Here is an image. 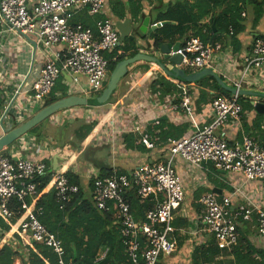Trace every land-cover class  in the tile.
<instances>
[{
    "label": "built area",
    "instance_id": "obj_1",
    "mask_svg": "<svg viewBox=\"0 0 264 264\" xmlns=\"http://www.w3.org/2000/svg\"><path fill=\"white\" fill-rule=\"evenodd\" d=\"M106 8L107 0H0V38L5 33H20L31 37L36 47L48 53L26 101L23 105L14 101L15 104L3 116L2 122L9 117L13 121V125L5 127L7 131L43 108L44 100L60 77L68 76L70 84L81 88V92L88 96L102 90L108 75L103 55L114 51L119 43L114 22L106 17ZM80 14L100 17L96 22V33L74 22ZM157 25L158 28L162 26L161 22L152 24L154 27ZM220 50L219 44L204 45L199 39L190 38L177 54L182 56L181 66L198 71L211 69L213 56ZM263 69L264 37L252 42L251 51L244 58L240 81L234 87L241 89L243 78L249 71ZM179 89L182 102L171 109H180L190 115L188 88L181 86ZM17 92L13 95L17 96ZM211 109L210 124L197 128L189 136L179 140L168 138L164 145L161 144L164 147L163 161L143 163L127 175L112 171L104 178L89 176L88 180L93 178L92 201L102 212L112 210L122 244L133 264H160L162 259L176 251V242L170 238L174 233L172 223L175 212L184 202V190L174 166L176 158L195 170L209 164L219 172L240 174L245 183H264V147L248 137L231 145L220 133L230 121L240 122L242 109L238 96L214 98ZM132 131L140 135V143L146 149L154 148L151 136L143 133L139 126H134ZM23 144L17 141L15 151L25 146L27 151L41 152L43 147H47L32 137ZM46 168L42 161L16 158L9 152L0 154V218L8 221L13 217L8 204L15 199L25 214L18 233L23 246L33 243L46 246L56 255L57 264H73L65 262L61 242L37 220L26 202L27 198L35 199L36 179L45 174ZM53 177L58 202L67 201L69 194L77 192V187L68 181L64 173L55 172ZM131 189H135L139 200L149 199L152 203L142 221H136L131 213L127 200ZM241 189L237 187L232 195L220 199L208 193L199 200L202 211L198 226L212 237L219 250L231 251L236 246V229L240 221L250 222L252 215L257 224L256 236L264 238V206L246 198L245 202L236 203L234 198L243 196ZM104 255L105 252L100 253L98 260Z\"/></svg>",
    "mask_w": 264,
    "mask_h": 264
},
{
    "label": "crops",
    "instance_id": "obj_2",
    "mask_svg": "<svg viewBox=\"0 0 264 264\" xmlns=\"http://www.w3.org/2000/svg\"><path fill=\"white\" fill-rule=\"evenodd\" d=\"M112 1L107 0L106 17L110 18L114 24L129 19L131 24L135 26L131 33L134 40L124 39L121 46H119L118 54H123L122 47L129 45L133 46L131 48L135 49L137 54L154 55L160 58L159 52L153 45L154 40L150 37V34L154 33L151 30V26L155 23L159 12L157 6L178 0H160V2L158 0H151L150 2L144 0L141 2V12L144 17L142 19L139 17L137 20L133 19L128 12H126V16L122 20L113 18L111 12ZM120 1L127 5L128 0ZM146 17L149 18V26L145 35H141L138 33V27ZM243 17L245 18L246 28L238 37L241 43V51L233 55L230 45H226V43L223 45L219 44L221 50L214 54L211 68L226 85L232 87L240 81L244 58L251 51L253 38L258 35H264V15L256 27H252V16L249 13H244ZM27 37L25 38L20 33L12 32L5 33L0 38V122L5 112V106H8L7 102L9 99L15 98V103L19 100V105H23L26 101L30 95L31 85L39 77L40 68L48 55L42 48L34 47L30 42L33 39L29 36ZM143 39H147V41L143 42ZM184 40V38L168 39L164 43L170 45L178 43L182 47ZM56 49L54 48V50ZM165 64H167L168 69L175 67L169 63ZM179 68L184 70L186 74L196 72L185 66H180ZM158 76H164L170 83L175 84L179 92L181 86L188 88L190 115L180 109H171L174 105L181 103L182 98L180 102L175 103L174 97H165L160 100L158 95L151 94L150 85ZM125 77V79L122 78L120 80L117 89L113 93L115 96L114 103L108 101L101 106L93 104L95 100L93 97V101L89 103L88 95L81 92V88L70 84L68 76L61 77L64 86L67 88V95L86 98L87 105L67 108L53 115L48 123V126L54 128L52 134H50L47 126H42L39 132L41 134L39 140L36 139L37 137L28 134L18 140L25 145L26 139L32 137L39 143H45L47 147H43L41 152L27 151L25 146L24 148L21 147L20 151H15L16 142L8 147L9 149L7 148L6 152L11 153L16 158L22 157L32 161H43L53 173H66L69 171L78 176L83 183V187L86 188L85 182L88 181L89 176H97L104 167L116 172H130L143 163L163 161L164 147L162 145H164V142H160L157 136L159 133L157 125L161 122L175 127L186 126L187 130L183 137L189 136L197 128L210 124L212 120L211 101L205 104H197L199 93L196 88L191 87V84L194 83H184L169 78L156 64L145 61H139L128 66ZM241 90L264 93V69L251 70L245 74L241 83ZM16 91H18L17 96L13 95ZM102 92L103 90L96 96L99 97ZM243 98L250 105L256 101L264 103L262 99ZM257 115L261 114H257L252 106L251 111L243 112L240 115L238 124L230 121L223 127L220 130L221 135L224 136L229 144L239 142L238 137L241 136V138L248 137L255 140L260 146H263L264 115H262L263 118L260 121L257 119ZM32 116L33 114L27 119L25 118V121ZM92 122H96L99 125L87 138V144L75 143L77 140L74 134L78 127ZM10 124L13 125L10 117L2 122V125L7 128ZM136 125L140 127L143 133L151 136L154 144L152 150L145 148L146 150L141 152L125 148L124 139L127 134H133L138 137L136 144L140 142V135L132 131V128ZM150 128L155 129L150 132ZM174 166L184 190V202L178 211L175 212L172 223L174 233L170 238L176 242V251L169 257L162 259L160 264H191L190 255L193 249L212 238L202 230V227L198 226V219L202 211L199 203L201 196L212 193L220 199L224 196L232 195L235 188L241 187L243 196L237 195L234 198L236 203H243L246 198L249 202L264 206V183H245L240 174L219 172L209 164H205L202 169L195 170L186 165L180 158L175 159ZM250 230V242L256 248L263 249L264 238L256 236L254 227H251Z\"/></svg>",
    "mask_w": 264,
    "mask_h": 264
},
{
    "label": "trees",
    "instance_id": "obj_3",
    "mask_svg": "<svg viewBox=\"0 0 264 264\" xmlns=\"http://www.w3.org/2000/svg\"><path fill=\"white\" fill-rule=\"evenodd\" d=\"M142 1L144 0H128L127 5H124L120 0H113L111 3L113 18L122 20L128 12L135 20L139 17L142 19L144 17L141 12ZM158 1L160 2V0ZM157 9L159 12L155 23L164 24L150 34L155 47L168 39L181 38L185 39L184 42L190 38H197L204 45H208L213 37L212 45L226 43V45H230L234 55L241 51L238 37L246 28L245 18L242 14L249 13L252 16V27H256L264 15V0H178L160 4ZM99 20V17L91 18L85 14L74 18V22L82 24L85 28H90L94 33H96V22ZM263 37L264 35H258L253 38V41ZM183 45L184 43L181 46ZM131 47L133 46L122 47L123 54L120 55L118 54L120 47L110 53H104L103 57L107 61L109 73L119 62L137 54ZM191 87L198 90V105L212 101L214 98L230 96L210 77L191 84ZM150 88L151 94L158 95L160 100L165 97H174L175 103L180 102L181 93L175 84L170 83L164 76H158L151 83ZM67 96V88L60 77L44 100L43 108ZM244 100L243 97H238L242 113L252 110L250 103ZM262 118V115H257L259 121ZM44 122L30 130L28 135L35 136L39 140L41 136L39 132ZM98 125V123L92 122L79 126L74 134L77 142L86 145L87 138ZM157 127L159 128L157 136L160 142H165L168 138L179 140L183 138L187 130L186 126L175 127L167 125L165 122H161ZM155 128H150V132ZM137 139V136L127 134L124 139L125 148L132 151H145V147L140 142L136 144ZM241 139L239 136L238 141L240 142ZM8 149L3 150L0 154H5ZM130 172L119 171L116 173L127 175ZM111 173L110 168L104 167L96 177L104 178ZM64 174L68 181L78 189L76 193L69 194L67 201L58 202L54 173L46 168L45 174L36 179L35 199L27 198L26 202L34 211L37 220L61 242L65 252V262L73 264H133L122 244L120 229L114 221L112 210L102 212L96 208L92 201L93 178L86 182V188H84L78 176L69 171ZM127 200L134 219L136 221L144 220L145 212L152 208L149 199L139 200L135 195V189H131L128 192ZM109 206L111 205L109 204ZM8 207L14 215L8 221L0 218V230L4 232L0 235V264H15L16 261H19V264H57L56 255L50 248L35 243L23 246L18 233L25 214L20 203L15 199L10 200ZM256 226L254 215L251 216L250 222L240 221V225L236 229L238 241L231 251L219 250L212 238L206 243L196 246L190 255L191 264H264V248H256L249 240L250 228L254 227L256 230ZM102 252H105V255L98 260L99 254Z\"/></svg>",
    "mask_w": 264,
    "mask_h": 264
},
{
    "label": "water",
    "instance_id": "obj_4",
    "mask_svg": "<svg viewBox=\"0 0 264 264\" xmlns=\"http://www.w3.org/2000/svg\"><path fill=\"white\" fill-rule=\"evenodd\" d=\"M161 24L163 25L164 23ZM114 25L119 35L118 47L121 46L124 39H128L130 41L134 40V37L131 35V33L134 30L135 26L131 24L129 19H125L121 22H116ZM148 26H149V18L146 17L143 19L140 26L138 27V33H140L141 35H145ZM157 28L158 25L156 27L151 26L152 31H155ZM24 37L28 38L25 35ZM212 40L213 37L210 39L209 44L212 43ZM145 41H147V39H143V42ZM30 42L34 47H36L34 41H30ZM155 49L159 52L160 58H157L154 55H146V54L138 53L132 58L125 59L119 62L110 73L105 89L103 90L101 95L93 101V104L97 106H101L104 105L106 102H108L111 95H113V93L117 89L120 80L124 78L125 75L127 74L128 66L139 61L151 62L156 64L167 77L175 79L179 82L196 83L203 78L210 77L217 83V85L221 89H223L230 95H237L238 97L239 96L251 97V98L264 100V93L236 89L235 87L226 85L225 82L221 79V77L210 68H203L191 74H186L184 70L179 68L182 63V56L177 54V51L180 49V45L178 43H175L173 45L162 43L159 46L155 47ZM165 63L172 64L175 67L173 69H168L166 66L167 64ZM14 100L15 98H13L10 104H8L3 116L5 115V113L8 112ZM86 105H87L86 98L77 97V96H67L60 100H57L56 102L51 103L50 105L44 108H41L27 121L14 127L9 131H7L5 127L2 125V118H3L2 116L0 122V128L2 132V135L0 136V153L3 150L10 147L11 145H13L17 140L27 135L30 130H32L33 128L44 122L46 119L55 115L57 112L71 107L86 106ZM251 105L253 106V109L257 114L264 115V103L256 101V102H252Z\"/></svg>",
    "mask_w": 264,
    "mask_h": 264
},
{
    "label": "rangeland",
    "instance_id": "obj_5",
    "mask_svg": "<svg viewBox=\"0 0 264 264\" xmlns=\"http://www.w3.org/2000/svg\"><path fill=\"white\" fill-rule=\"evenodd\" d=\"M109 76H110V73L108 72V75H107V79H106V81L104 82V84H103V88H102V90H104L105 89V87H106V85H107V82H108V79H109ZM126 78V77H125ZM124 78V79H125ZM101 92V91H100ZM100 92H98V93H95V94H92L91 96H87V98L88 99H90L89 100V103H91L93 100H92V97H93V99H96V97L99 95V93ZM97 95V96H96ZM115 99V96H114V94L113 95H111V97H110V99H109V101H111L110 103H114L113 102V100ZM18 102H19V100H18ZM51 118H52V116L50 117V118H48V119H46L45 120V122L43 123V126H47V128L50 130V134H52V132L54 131V128H51L50 126H48V123L51 121ZM56 135H58V134H56ZM53 136H54V133H53ZM18 141V140H17ZM16 141V142H17ZM77 141H75V143H76ZM86 183V182H85ZM15 264H19V262L18 261H16L15 262Z\"/></svg>",
    "mask_w": 264,
    "mask_h": 264
}]
</instances>
